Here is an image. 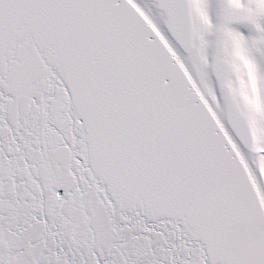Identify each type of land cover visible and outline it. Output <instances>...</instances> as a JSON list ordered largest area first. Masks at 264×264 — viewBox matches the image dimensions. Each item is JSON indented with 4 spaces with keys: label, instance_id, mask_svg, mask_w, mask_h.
<instances>
[{
    "label": "snow or ice",
    "instance_id": "obj_1",
    "mask_svg": "<svg viewBox=\"0 0 264 264\" xmlns=\"http://www.w3.org/2000/svg\"><path fill=\"white\" fill-rule=\"evenodd\" d=\"M0 264H264V0H0Z\"/></svg>",
    "mask_w": 264,
    "mask_h": 264
}]
</instances>
